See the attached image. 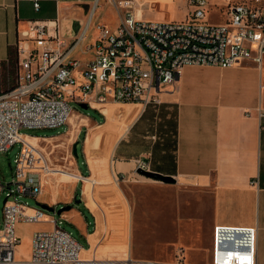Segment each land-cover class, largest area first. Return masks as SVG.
I'll return each mask as SVG.
<instances>
[{
  "label": "built area",
  "instance_id": "1",
  "mask_svg": "<svg viewBox=\"0 0 264 264\" xmlns=\"http://www.w3.org/2000/svg\"><path fill=\"white\" fill-rule=\"evenodd\" d=\"M30 1L36 10L38 0ZM184 2L189 10L183 17L145 18L130 9L131 0L113 1L122 13L114 27L95 25L94 37L80 47L89 52L84 59L74 54V48L84 38L87 20L69 39L58 35L56 19H29L18 30L13 82L0 90V151L19 143L10 180L0 181V192L6 188L0 209V264L131 263L127 254H83L81 244L59 225L60 220L38 204L18 199L20 195L35 198L49 168L43 150L25 137L31 134L19 128L66 123L72 112L70 100L96 109L110 100L157 103L161 85L173 82L185 64L227 67L260 62L264 54V0ZM210 5L224 9L223 22L204 19ZM136 167L148 169L139 159ZM19 222L34 225L29 230L25 257L16 250ZM255 241L254 224L215 223L208 264H256ZM174 256L172 264H182L183 248H175Z\"/></svg>",
  "mask_w": 264,
  "mask_h": 264
},
{
  "label": "crops",
  "instance_id": "2",
  "mask_svg": "<svg viewBox=\"0 0 264 264\" xmlns=\"http://www.w3.org/2000/svg\"><path fill=\"white\" fill-rule=\"evenodd\" d=\"M38 2L39 6L34 10L30 0H0V90L13 82L14 43L18 30L26 26L27 20L56 19L58 35L69 39L80 23L87 20L89 26L94 9V0ZM134 12L139 15L137 10ZM117 21L107 26L114 27ZM80 50L75 49L74 54L84 59L86 56ZM263 58L264 54L259 63L244 61L227 67L185 64L177 77L204 71L207 85L202 91L183 90L180 85H174L178 80L176 77L173 82L161 85L157 103L121 102L120 114L130 116V119L109 153L111 173L124 179L141 175L135 171V163L139 159L147 163L148 170L174 179L165 182L172 192L136 194L129 204L128 249L124 255L131 258L130 264H172L177 247L183 248L182 264H208L211 227L215 223L254 224L255 263L264 264ZM106 103L100 110L108 117L114 112ZM75 116L71 112L67 119L71 127L75 125ZM84 117L92 124L94 119L91 116L84 114ZM33 135L42 136L31 134L25 137L30 140ZM92 136L88 137L89 141ZM59 173L60 170L49 167L46 174L51 178ZM70 177H80L85 181L91 178L71 173L66 168L64 179L69 180ZM152 185L156 188L161 186ZM73 188L67 193H58L56 189L47 193L41 189L42 196L38 200L53 206L66 204ZM83 188L89 189L86 182ZM84 204L87 206L86 201ZM87 207L94 216L92 208ZM70 208L62 215L70 214L79 221V230L88 243L86 247L82 246L84 250L97 257L124 256L104 251L101 239L105 222L92 233L96 223L87 230L81 211L77 207L69 211ZM136 208L139 209V222L157 211L167 210L164 213H168V217L164 216L160 221V226L165 227L167 233L159 235L158 242L151 245L156 250L149 253L144 251L141 241L137 243L134 239ZM92 221L95 222L94 217ZM152 222L156 224L155 220ZM17 225L20 227L21 222ZM23 237L27 247V234ZM160 248L173 249V253L167 259H160Z\"/></svg>",
  "mask_w": 264,
  "mask_h": 264
},
{
  "label": "rangeland",
  "instance_id": "3",
  "mask_svg": "<svg viewBox=\"0 0 264 264\" xmlns=\"http://www.w3.org/2000/svg\"><path fill=\"white\" fill-rule=\"evenodd\" d=\"M113 1L116 0H94V9L91 14L88 29L84 38L80 40L74 49L79 50L85 44L91 41L92 36L95 35L94 27L96 24H112L119 18L122 13L121 8H117ZM210 2H219L221 0H209ZM131 10L139 13L138 16L148 18H170L183 17L185 11L189 10L186 7L184 0H131ZM92 7V8H93ZM88 12L85 14L87 17ZM225 12L220 7L210 5L205 8L204 19L209 22L221 23L224 21ZM110 27V26H109ZM111 28V27H110ZM86 57L89 55L88 51L80 50ZM264 65V58L262 59ZM206 73L202 70L192 73L184 77L178 76L174 85L181 86L185 91L200 92L207 85ZM12 84V83H11ZM10 84V85H11ZM69 109L76 114L74 117L75 125L71 127L70 123H62L54 127H36V128H19L20 131L28 134H36L42 136H34L30 139L31 142L37 144L44 152L48 159L49 167L59 171V168H67L71 173L81 175L83 177H91L86 181L83 178L70 177L65 180L59 174L48 178L50 174L42 175V191L54 192L56 189L58 193H67L70 188H73L68 197V202L71 206L69 211L77 207L87 223V230L95 227L91 232L94 233L105 222V232L102 236L101 243L104 251L115 252L117 256L124 255L128 249V215L129 204L133 201L136 194L156 192H172L168 188L169 184L161 180H153L141 175H136L128 179L113 175L109 166V153L115 140L123 131V127L127 124L130 116L120 114L123 105L119 101H107L106 105L113 109V114L106 116L100 110L103 104H99L98 109L87 106L81 108L77 102L68 101ZM84 114L91 116L92 124L84 117ZM84 123V124H83ZM71 129L70 132L68 130ZM68 132V133H67ZM92 134H96L93 135ZM47 135V136H44ZM92 136L89 141L88 137ZM76 141L75 150L76 155H73L71 150L72 143ZM19 143H13L6 151H0V181L5 183L10 180L13 169V157L18 150ZM77 164V167L76 165ZM79 172H78V170ZM52 175V174H51ZM70 182V183H66ZM86 182L89 189H84L83 185ZM76 183V184H75ZM83 183V184H82ZM152 184L161 185L160 188L154 187ZM83 190V191H82ZM6 188L0 192V209L2 206V199L5 195ZM42 193H38L36 197L20 195L18 197L21 201H26L29 205H37L41 202L38 200ZM74 197H79L80 202H73ZM92 208L94 216L87 211L86 205ZM86 206V207H84ZM151 203V202H150ZM63 205L57 203L54 205L56 209ZM88 208V207H87ZM66 209L60 211L62 213ZM68 211V210H67ZM139 209L135 210V219L137 226L134 230V239L137 243L141 241L143 249L146 252L156 250L151 247L159 240V235H165L167 229L160 226L162 218L168 217V213L157 211L143 222H139ZM50 216L56 220H60L59 225L81 244L86 247L88 245L84 235L79 230V221H77L70 214L59 217L58 213L53 211H46ZM95 218V222L92 221ZM155 220L156 224L152 221ZM41 223H36L35 226H40ZM167 227V225H166ZM31 226L28 223L21 222V226H16L17 235L19 236V243L16 245L17 254L22 257L26 256L27 247H25L24 234L29 235ZM90 232V233H91ZM89 233V234H90ZM91 233V234H92ZM88 234V238H89ZM153 236V237H152ZM148 237V238H147ZM150 238V239H149ZM19 245V247H18ZM173 249L159 250L158 257L160 259H167Z\"/></svg>",
  "mask_w": 264,
  "mask_h": 264
},
{
  "label": "water",
  "instance_id": "4",
  "mask_svg": "<svg viewBox=\"0 0 264 264\" xmlns=\"http://www.w3.org/2000/svg\"><path fill=\"white\" fill-rule=\"evenodd\" d=\"M78 105L81 108H86L87 107L86 103H84V102H79ZM75 145H76V141H74L72 143V145H71V150H72L73 155H76ZM135 171L137 173L141 174V175H145V176H149V177H152V178H155V179H159V180L164 181V182H172V181H174L173 177H171L169 175H162V174L150 171L148 169H142L140 167H136ZM80 201H81V199L79 197H74V199H73V202H75V203H78ZM37 204L40 207H42V208H44V209H46L48 211H54L56 213H60V211H62L64 209H68L70 207L69 203L60 205L56 209H54L53 205H49L47 203L39 202Z\"/></svg>",
  "mask_w": 264,
  "mask_h": 264
},
{
  "label": "bare ground",
  "instance_id": "5",
  "mask_svg": "<svg viewBox=\"0 0 264 264\" xmlns=\"http://www.w3.org/2000/svg\"><path fill=\"white\" fill-rule=\"evenodd\" d=\"M70 115V114H69ZM69 115H68V117H69ZM67 117V119H69ZM59 170H60V173H59V175L62 177V178H65V173H66V168H59ZM29 225H32V224H29ZM18 247H19V245H18ZM89 251L88 250H82V253L83 254H87Z\"/></svg>",
  "mask_w": 264,
  "mask_h": 264
},
{
  "label": "trees",
  "instance_id": "6",
  "mask_svg": "<svg viewBox=\"0 0 264 264\" xmlns=\"http://www.w3.org/2000/svg\"><path fill=\"white\" fill-rule=\"evenodd\" d=\"M36 135V134H35Z\"/></svg>",
  "mask_w": 264,
  "mask_h": 264
}]
</instances>
